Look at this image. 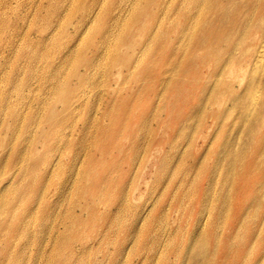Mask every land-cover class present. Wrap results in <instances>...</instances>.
Instances as JSON below:
<instances>
[{
	"label": "bare ground",
	"instance_id": "obj_1",
	"mask_svg": "<svg viewBox=\"0 0 264 264\" xmlns=\"http://www.w3.org/2000/svg\"><path fill=\"white\" fill-rule=\"evenodd\" d=\"M82 1L72 0V9L80 14H70L75 19L66 35L67 44L62 43L64 51L52 57L44 55L45 46L54 41H50L52 36L42 41L40 33L36 41L25 34L19 45L10 39L12 35L20 36L19 24L27 19V15L17 14L13 20H5L2 14L13 9L12 0L4 1L0 12V41L1 34L6 38L4 44L0 42L6 49L0 50V66L10 54L26 57L28 66L19 83L8 77L12 86L8 94L4 90L0 93V111L6 106L13 118L0 121V151L4 152L0 162L4 160L9 172L0 178V203L11 197L8 205H0L7 216L0 227V243L9 248L1 250L0 264H19L24 259L33 260V264H117L119 258L129 254V245L135 244L134 239L121 236L120 230L130 229L134 235L149 218L167 216L170 209L176 217L172 222L165 220L168 229L180 233L164 241L165 251L171 249L174 254L168 264L186 260L188 264H228L238 259L239 255L228 251L232 237L249 224L264 227V184H257L264 180V0H120L112 8L106 5L107 0H91L83 5ZM50 3L36 6L53 9ZM82 25L83 34L79 31ZM129 25L135 27L137 37L131 35ZM7 27L11 30L5 34ZM91 32L97 34L99 44L89 41L85 45L88 53L78 60L76 47L84 34ZM129 36L132 38L127 39ZM162 38L171 40L164 44L165 56L160 59L155 52ZM73 39L75 42L69 44ZM111 45L116 56L124 54L120 62L101 56V49L109 50ZM103 59L106 82L97 103L91 104L87 91L79 92L80 87H94L97 77L93 75ZM40 63L45 73L30 76L33 66ZM123 71L140 82L125 95L121 94L123 85H119ZM35 83L38 93L26 98L24 90L31 93ZM11 91L21 102L20 107L29 109V115L19 122L14 120L18 118L17 102L11 104ZM144 108L149 113L140 116L137 111ZM190 132L201 142L196 148L169 146L171 137ZM157 134L166 138L148 147ZM84 137L91 148L77 149L79 142L87 141ZM164 145H168L167 151L157 158ZM66 150L78 151V155L82 152V156L70 162V174L58 182L60 186L48 188L54 182L51 178L60 153ZM208 152L215 155L213 167L226 163L227 168L223 174L210 171L202 179L205 166L201 163ZM36 154H45L46 161L40 165ZM189 156L194 163L200 162L196 171L199 175L194 178L190 167L177 179V169ZM76 166L79 168L74 172ZM236 171L246 175L247 180L227 185L225 177ZM129 178V182L124 181ZM220 178L222 184L216 188ZM150 179L153 185L162 187L160 202L165 205L157 210L153 204H137L131 198L139 184L147 186ZM197 179L199 188L195 187L191 196V190L185 187ZM235 195L249 196L252 202L237 204L235 210ZM19 202L27 205L17 218ZM60 202L65 203L56 212ZM48 211L54 213L50 216L54 222L51 227L42 221ZM124 215L133 221L127 222ZM222 220H227L225 226H220ZM251 231L246 230V240L251 238ZM27 232L31 238L13 256L10 249L15 248L16 237ZM115 235L118 242L108 253ZM149 240L152 248L160 243L157 235ZM181 241H196L195 251L189 246L185 254L177 255V243ZM143 242L137 261L151 264L157 246L151 252L143 249L148 238L143 237ZM68 246L67 257L63 258ZM98 251L100 256L81 261L82 255ZM190 254L194 255L193 262L189 261ZM254 264L261 263L256 260Z\"/></svg>",
	"mask_w": 264,
	"mask_h": 264
},
{
	"label": "rangeland",
	"instance_id": "obj_2",
	"mask_svg": "<svg viewBox=\"0 0 264 264\" xmlns=\"http://www.w3.org/2000/svg\"><path fill=\"white\" fill-rule=\"evenodd\" d=\"M4 1H8V0H0V12L4 10V7H3ZM51 1L54 4L53 9H50L49 7L39 9V6L38 7L36 6L37 4H40V3H43L44 6H48V4ZM51 1L50 0H12L13 9L7 10L6 13L2 14V16L5 18V20H9V21H10V19L13 20L17 14L27 15L26 16L27 19H25L23 23L19 24V27H21V31L19 32L20 36H18V34H17L15 36L12 35L10 37V39H12L13 41H17L16 45H19V42H21V37L24 38L23 35H25V34L27 37L31 36V38H36L34 40L38 41L37 36H41L40 33H43L42 34L43 39H39V40L46 41L51 36L52 37H51L50 41L54 40L53 43H49L48 45L45 46L46 50L44 52V55L50 54V56L52 57L53 54H56V53L58 54L61 51H64V50H62V43L67 44L66 43V41H67L66 35H67V32L71 30V25H72L71 23H74V19H75L74 16L70 17V14L79 15L80 13H79V11L72 9V7L70 5L72 0L71 1L70 0L69 1L68 0H51ZM65 1L66 2L68 1V2L65 3ZM77 1L79 2V0H77ZM119 1L120 0H107L108 3H106V5H108L110 8H112L113 6L117 5L119 3ZM89 2H91V0L82 1V2H80V4H82V5L84 3L89 4ZM35 13H38V14L36 16L32 17V15ZM94 23L96 24L97 21ZM144 24H145V22L143 24H141L140 26H144ZM129 27L131 28V31H132V32L130 31L131 35H134L137 37V31H136L135 27H133V25H129ZM84 29H85V26L82 25V26H80L79 31L83 34ZM10 30H11V28L7 27L4 31V33L6 34ZM40 30H43V32H41ZM104 33H105V31H104ZM49 34H50V36H49ZM140 36H141V34H140ZM115 37L116 36L110 35V38H112V39H114ZM129 38H132V37L129 36L127 39H129ZM5 40H6L5 35L3 36L1 34V41L0 42L2 44H4ZM92 40L96 41L95 44H99V37L97 36V34H94L93 32L84 34V38L81 41L82 43H80V45L76 47L77 52L79 54V56L77 58L78 60L82 59V54L88 53V49L85 47V45L89 41H92ZM170 40L171 39L168 40L166 38H162L160 47L155 52V56H158L160 59L165 56L164 50L162 48H163L164 44L166 42H169ZM73 42H75V39H73V41H70L69 44H72ZM1 43H0V50L2 49ZM60 43H61V46H60ZM3 49H4V52H6L4 45H3ZM112 50H114V45H111L109 50L104 49V48L101 49V53H102L101 56L103 55L105 57H110L112 61L120 62V60H121L122 56H124V54H122V55L120 54V55L116 56L112 52ZM7 59H9V60H7L5 62L2 60V62H1L2 65L0 66V93L4 90V93L8 94L7 90L12 89L11 83L8 84V82H7L8 77H10L15 84L19 83L23 79V77L25 76L24 75V69L28 66L26 65V57H24V56L19 57L17 55V57H16L14 54H10ZM74 59L75 58H73L72 60H74ZM104 64H105V60L103 59L101 61V64L97 65V67H96V70L98 72L95 73L96 76L95 75H93V76L97 77V81L92 85V86H94L93 88L91 86L86 85V84L81 85V87H80L79 92L87 91L85 93L88 97L87 99L90 100V102H88V103H91V104L97 103L98 96L102 95V92H103L102 86H103V83L106 82L105 81L106 76H104L102 74V70H103V68H105L103 66ZM69 66H70V63H67V68H69ZM43 67H45V66H43L42 63H40L38 66H35V67L33 66L32 70L30 72V76L40 77L41 75H43L45 73V71H43V70H46ZM48 69L51 72V67H48ZM119 77H120V79H119L120 80V84H119L120 87L123 85V90L121 91V94H123V95L127 94V90L130 87H136L137 85L140 86L139 85L140 82L137 80V78L136 77L130 78L126 71H123L121 73V75H119ZM114 85H115V83L112 84V86H114ZM33 86H34V88H33L32 92L29 94H27L28 91L24 90L26 98H28L30 96H35L38 93L37 83H35V85H33ZM10 93H12L11 94L12 97L9 95L11 104H14L17 102V104H16L17 109L16 108L15 109L18 113V118L15 117L14 120L18 119V122H19L25 118V115L26 116L29 115V112H28L29 109L25 110L24 106L20 107L21 102H19V99L17 98L16 94L13 91H11ZM145 95L146 94H143V97L146 98ZM138 101H139V99L136 100V102H138ZM180 102L181 101H179V104L182 103V102L181 103ZM103 104H104V101L102 102V106H103ZM32 110H33V108H32ZM148 110L149 109H146V108H144L143 110L138 109L137 113L140 116H143V115L149 113ZM89 113H91V111H89ZM99 113L100 112L98 111V114ZM84 116H86V114H84ZM71 118H72V116L69 118V121ZM2 120L3 121H12L13 120V118L10 115H8V112L6 110V106H4V109L2 108L0 111V121H2ZM105 121L109 122L108 119H106ZM172 122H173V120H172ZM81 123H82L81 120L78 121V124H77L78 128L80 127ZM166 130H167V132H170L169 127H166ZM161 138L162 139L166 138V135L160 136L157 134L155 136V140L153 142H150L148 147L154 146ZM84 139L85 140L87 139V141L79 142L77 145V149H79L81 146L86 147V149H87V147L91 148L90 147V141L88 140V138L84 137ZM171 139H172L171 142L168 141L169 146L170 145L182 146L185 144V146H193V148L194 147L196 148V146L200 142L199 138L193 132L183 134V135H174V137H171ZM200 144H201V142H200ZM167 148H168V145H164L163 148H161L157 152L156 157L157 158L161 157L164 154V152L167 151ZM55 153L56 152L53 153V158H55ZM77 153H78V151H75V150L73 152L66 150V151H63V153H60L61 159L59 161V164L54 167L53 175L51 178V180L54 182H51L50 184H48V186H47L48 188H54L57 185L60 186V184L58 182H62L63 178L70 174L71 167L69 164L78 155ZM187 153L190 154L189 148L187 149ZM3 155H4V152L0 151V158L1 159H3L1 157ZM96 155L98 156L99 154L97 153ZM36 156L40 160V162H39L40 165L43 164L47 159V157H45V154H39V155L36 154ZM81 156H82V152L79 153L77 158H81ZM214 157H215V155L213 152H208V154H206L205 160L202 161L201 164L205 166V171L201 175L202 179L206 176V173H208L210 171L215 170L216 172H218V174L219 173H222V174L225 173V170L227 168L226 163L215 168V167H213V163H212ZM192 164H194V165H192ZM199 165H200V162L194 163V161L192 160V157L189 156L188 159L185 160V162L181 163L179 169H177V179L181 177V175L183 174V171L186 168L189 169L190 167L193 169L192 176L194 178H196L199 175V174H196L197 167ZM78 168H79V166L74 167V172H77ZM6 169L7 168L5 167V163L3 160L2 162H0V178H4V177L9 175V172L6 171ZM82 170H83V167H82L81 171ZM254 172L255 171L250 172L249 174H247V176L252 175ZM198 179L194 183H190L185 187L186 190H191L190 191L191 196L194 194L195 187L199 188ZM130 180L131 179L129 178V179H125L124 181L129 182ZM163 180L165 181L166 177H164ZM246 180H247L246 175H244V174H242V172H238V171H236L235 173H233L230 176L225 177V183L227 185L238 184L239 181H243V184H244V181H246ZM222 181L223 180L220 178V181L216 185V188H219L221 186ZM196 182H198V183H196ZM162 184L165 185L166 183L162 182ZM257 184H259V185L264 184V180L260 181V182L258 181ZM205 186H206V182H205V180H203L201 183V187L204 188ZM61 187H59L58 189H61ZM161 189H162L161 186L156 187L155 185H153L152 179L149 180L147 186H145L144 183L142 182L139 184L138 190H135V193H134L135 198L131 194L132 195L131 198L133 199L132 201H135L137 204H141V205L144 204L147 206H150L153 204V208L155 210H157L160 207H163L165 205V202H163V205H162V202H160ZM10 198L11 197L3 200L0 203V205H2V206L8 205L10 203ZM65 202H68V200L67 201L65 200ZM65 202H60V204H57L55 211L56 212L60 211V205L65 203ZM251 202H252V199L249 196L245 197V196L235 195L233 198L232 204H235V210H237V208L239 206V205L237 206V204L241 203V204L248 205V204H251ZM26 205L27 204L24 202H19L17 204L18 210L15 214L17 216V218H19L21 216V214L24 210V207ZM63 208H64V206H63ZM171 208H173V204L171 205ZM231 210L234 212V206L232 207ZM52 214H54V213H51L50 211H48L42 217V221L43 222L46 221V224H49L50 227L54 223L52 220V217H50ZM6 217L7 216L3 212L0 211V227L2 225H4L3 222L5 221ZM165 217H167V219ZM175 217L176 216H175L173 209H170L169 215H167V216H159V217L157 216V217L152 218V219L149 218V222L147 223V221H145L144 226L141 228H137L134 235L132 234L130 229L126 230V229L122 228L120 230L121 236L125 235V237H130V239H132V240L134 239L135 244L132 247H131V244L129 245V248L127 249L129 254L128 255L125 254L124 255L125 257L122 256L121 258H119L117 264H124L123 260L126 264H129V260L132 261L130 264H140L137 261V256L142 253L138 250V248H139L140 244L145 243V242H143V237L148 238V242L143 249L151 250V252H152V249H154L157 245L153 246V248H152L149 237L152 238L155 235H157L159 237L160 243L154 249L156 255H155V258L151 264H168L167 263L168 261L173 260L174 254H173L171 249H168V251H165L164 241H167L169 238L173 239V238L177 237L180 233V232L174 233V229L170 231L171 227H169V229H168L169 224H166L167 222L165 221V220H167L169 222H172ZM124 219L127 222L133 221L130 219V216H128V215H124ZM133 223L135 225H137L136 224L137 221L134 220ZM226 223H227V220H222L220 222V226H222V225L225 226ZM164 226L167 228H165L163 230ZM99 229L93 231V234H95ZM245 229L248 232L252 230L251 231V238L249 240H246L245 233H247V232ZM245 229L240 231L237 235L233 236L232 239L230 240L228 251L234 252L235 254L239 255V258L234 259L232 261L229 260L228 264H254V261H256V260H258L259 263L264 264V257H262V256H264V241L261 242V239L264 237V227L256 226L254 224H249L246 226ZM183 233L185 234V231H183ZM27 238H31V233L27 232V233L23 234V236H21V237H18V238L16 237L17 240L15 241V245L13 246L15 248L10 249L13 256H16L20 253V252H17L16 250L19 247L23 246L25 243H27ZM130 239H128V240H130ZM110 241H111V243H109V245H108V253L110 251H112L113 248H115L116 242H118L116 235L112 236ZM136 242L138 245L136 244ZM177 244H179V246H177V249H176L177 255H179V254L183 255V254H185V251L187 250V248L189 246H192L191 249H193L195 251V247H196L197 243H196V241L195 242L193 241L190 244H185L184 242L181 241ZM43 246L45 248L44 244H43ZM43 246H42V248H43ZM4 248H8V247L4 242L1 241L0 252H1V250H4ZM69 249L70 248L68 246V248H66L63 251V253H62L63 258L67 257ZM44 250L42 249V253ZM34 251H35V249L31 250V252H34ZM102 251H103V253H105L104 250H102ZM44 252H46V251H44ZM98 254H99V251L96 254L93 253L92 255H82L80 257V259H81V261H82V259H83V261H85L86 258H88V256L90 259V258H93L96 256H100ZM161 254H163V256ZM126 255H127L128 262L126 259ZM0 256H2L1 253H0ZM158 257H160L161 259H159ZM189 257H190L189 261L193 262L194 261V255L190 254ZM262 259H263V261H262ZM19 264H33V260L24 259L22 261V263H19ZM181 264H188V260H186V262H183Z\"/></svg>",
	"mask_w": 264,
	"mask_h": 264
}]
</instances>
